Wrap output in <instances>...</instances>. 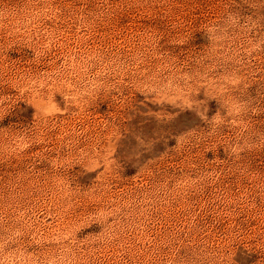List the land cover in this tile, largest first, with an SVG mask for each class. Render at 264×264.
Returning <instances> with one entry per match:
<instances>
[{
	"label": "rangeland",
	"instance_id": "rangeland-1",
	"mask_svg": "<svg viewBox=\"0 0 264 264\" xmlns=\"http://www.w3.org/2000/svg\"><path fill=\"white\" fill-rule=\"evenodd\" d=\"M0 264H264V0H0Z\"/></svg>",
	"mask_w": 264,
	"mask_h": 264
}]
</instances>
